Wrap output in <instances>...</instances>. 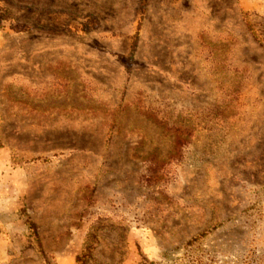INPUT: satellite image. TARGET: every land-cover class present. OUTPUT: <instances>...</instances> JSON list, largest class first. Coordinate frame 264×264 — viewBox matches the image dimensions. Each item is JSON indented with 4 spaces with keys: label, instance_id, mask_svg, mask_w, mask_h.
Wrapping results in <instances>:
<instances>
[{
    "label": "rangeland",
    "instance_id": "374dc122",
    "mask_svg": "<svg viewBox=\"0 0 264 264\" xmlns=\"http://www.w3.org/2000/svg\"><path fill=\"white\" fill-rule=\"evenodd\" d=\"M88 246L264 264V0H0V264Z\"/></svg>",
    "mask_w": 264,
    "mask_h": 264
},
{
    "label": "trees",
    "instance_id": "16d2710c",
    "mask_svg": "<svg viewBox=\"0 0 264 264\" xmlns=\"http://www.w3.org/2000/svg\"><path fill=\"white\" fill-rule=\"evenodd\" d=\"M90 241L91 243L93 242V240ZM92 250L93 248L88 246L86 248V252L82 255V257L77 259V264H85L90 259ZM140 264H162V263L152 262L145 258ZM187 264H195V262L189 261Z\"/></svg>",
    "mask_w": 264,
    "mask_h": 264
}]
</instances>
